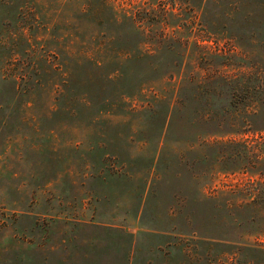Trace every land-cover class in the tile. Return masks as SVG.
I'll list each match as a JSON object with an SVG mask.
<instances>
[{"label":"rangeland","instance_id":"obj_1","mask_svg":"<svg viewBox=\"0 0 264 264\" xmlns=\"http://www.w3.org/2000/svg\"><path fill=\"white\" fill-rule=\"evenodd\" d=\"M0 264H264V0H0Z\"/></svg>","mask_w":264,"mask_h":264}]
</instances>
